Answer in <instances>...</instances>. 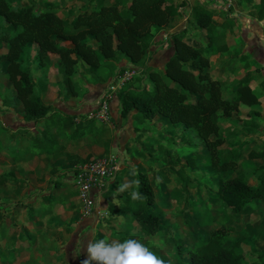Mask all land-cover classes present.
Masks as SVG:
<instances>
[{
  "label": "trees",
  "instance_id": "16d2710c",
  "mask_svg": "<svg viewBox=\"0 0 264 264\" xmlns=\"http://www.w3.org/2000/svg\"><path fill=\"white\" fill-rule=\"evenodd\" d=\"M85 1L90 5L89 10L83 7L69 22L55 13L57 4L35 9L32 5L15 7L9 0H0V40L6 43V51L0 53V62L5 63V76L21 107L23 120L36 122L46 117L50 110V105L43 104L35 95L32 75L22 64L23 48L29 43L37 47V64L48 66L49 55L55 56L51 62L58 71L57 81L64 90V97L79 95L73 83L78 64L83 74L100 84L111 75L116 78L127 66L134 69L140 65L138 74L115 90L119 118L126 120L129 117L136 125H141L159 116L171 125L181 124L184 129L193 130L202 142L212 169L223 171L235 167L238 151L229 149L222 154L220 149L225 139L220 133L219 117H229L239 105H258L259 101L250 87L253 76L248 72L231 89L229 97L222 96L220 81L210 76L209 57L214 51L221 56L229 50L227 45L219 42L217 24L211 18L212 9L204 2L195 1L189 10L187 23L204 31V46L186 42V27L168 33L165 39L159 37L170 20L180 16L178 7L186 5L184 0L177 3L174 0H113L108 4L105 0ZM255 2V18L261 21L264 19V0ZM88 36L95 40V45L89 42ZM162 39L168 48L162 67H146L145 55L153 52L152 45ZM65 40L70 42L69 46L63 44ZM260 86L264 87V81ZM60 93L59 89L58 95ZM189 95L194 99L188 100ZM250 113L257 115L259 112L253 110ZM73 119V115L67 114L60 117L61 130L73 129L70 136L86 125L94 127L93 119L84 120L83 124L74 123ZM243 124L244 133H255L259 128L254 118L245 119ZM93 130L92 133L96 131ZM133 130L137 131L135 127ZM108 143L109 140L103 143L104 154L108 152ZM194 156L186 159L184 164L192 165L202 154L195 153ZM246 158L262 159L263 164L255 169V185L248 184V177L242 174L220 179L216 184L217 200L232 211V215H238L254 199L264 205V149H251ZM175 172L178 183L189 184L190 178L184 175L182 168ZM7 180L11 183L19 181L12 175L0 176V184ZM136 184L138 192L122 190L118 204L108 201L106 210L135 221L143 235H154L159 231L160 219L159 213L152 209L154 192L145 172H137ZM228 230L215 228L203 243L187 247L188 264H254L245 263L241 255L234 252V245H238L240 239L232 244L222 243ZM182 245L177 241L174 244L179 260ZM157 264L169 263L167 259H159Z\"/></svg>",
  "mask_w": 264,
  "mask_h": 264
},
{
  "label": "rangeland",
  "instance_id": "374dc122",
  "mask_svg": "<svg viewBox=\"0 0 264 264\" xmlns=\"http://www.w3.org/2000/svg\"><path fill=\"white\" fill-rule=\"evenodd\" d=\"M9 1L15 7L32 5L35 9L37 7L44 9L51 4H57V7L54 9L55 13L69 22L73 19L74 14L81 11L83 7L87 8V10L90 8V5L85 0ZM174 1L176 3L179 2V0ZM184 1L187 4L178 7L181 16L176 15L172 19H180L177 29L186 27L187 31L184 37L186 42L193 45L202 44L205 46L204 31L187 23L190 8L195 1H200L206 3L207 7L212 9L211 18L217 24L216 30L219 33V42L228 46L229 50L221 55V57L215 51L213 56L209 57L208 71L211 77L217 78L220 81L222 96L229 97L232 94L231 89L245 72L253 76L250 81V87L259 101L258 105H239L238 108L231 112L229 117H219L220 133L225 139L220 147L221 152L222 154H226L229 149L238 151V164L223 171H215L206 160V148L193 130L189 128L184 129L181 124L171 125L166 119L159 116L145 121L141 125H136L130 119L132 121V128L127 124L129 122L128 117L126 123V120L122 119V128L118 127L115 120L118 118V102H116L117 114H113L115 119L111 118L110 103L112 100L116 101L114 100L115 92H112L122 86L121 79H118L116 84L112 85L118 76L114 79L111 75L102 87V84L96 83L89 76L83 74L78 64L76 65V72L73 75V83L79 94L78 96L84 98L86 93L90 94L86 101L87 109L81 115H76L73 121L75 123L80 121V119H83V121L93 119L108 130L107 136L113 142H119L120 138L118 135L125 132L124 137L130 141L124 147H122L123 145L120 142L114 147L111 146L112 148L110 149L108 147V152L106 153L113 154L118 161L119 169L114 179H118L122 171L126 169L124 174H128L127 180L134 182L135 179L136 184L137 172L143 171L146 173L147 180L152 185L155 195L152 209L154 212L159 213V231L154 235L145 236L139 231L138 225L134 221L132 222L131 231H127L119 238L118 231L111 233V230H108L106 218L103 217L95 227L89 226L90 232L92 230L94 232L89 234L91 238L89 237L88 239L93 244L90 256H84L82 253L73 257L70 245L72 242L63 240L59 246L57 243L50 241L49 238L45 239L46 237H43L35 241L30 253L21 250L19 258L15 260L14 264H157L159 259H167L169 264H188L187 247L200 245L207 239L209 232L218 227L229 229L228 236L226 235L221 240L223 244H232L240 239L238 245H234V252L241 255L245 263L264 264V205L258 199L249 202L248 207L249 205L251 207L255 203L256 205L247 211L240 212L241 215L240 213L238 214L240 217L239 221H241V224H239L236 222L239 218L238 215H232V211L217 200L216 192L218 180L238 174L250 178V185H254L255 169L263 164L260 158L248 160L246 153L251 149H264V87L260 86V82L264 81V19L258 21L255 18L257 8L255 0H251V3L253 2L254 4L249 10H246V5L240 8V13L234 12L230 8V15H226L225 17H223L220 11V14H218L217 9L213 8L216 7L214 5L231 7L234 0H223L221 3L213 5L204 0ZM235 1L241 4L240 0ZM232 28H234L233 31ZM164 29L167 28L165 27ZM163 37L165 39V35ZM88 40L91 44H96L95 40L90 36H88ZM155 43L153 45H157ZM161 46L166 47L165 40H162ZM0 47H3L6 51V43L4 41L0 40ZM162 47H159V49ZM207 50L208 48H206ZM36 51V45L29 43L23 48L22 53V64L29 69L34 80L38 78V75L41 76L38 73L40 69L35 67L37 63H35ZM49 58L50 64L47 71L52 73L55 70L57 75H59L54 62L53 64L51 62L55 59V56L49 55ZM4 65L5 63L0 62V66H3L2 70L0 69V99H3L6 95L5 103L17 104L14 91L6 79ZM140 68V65L134 67L133 75L138 74L137 70H140ZM130 69L128 66L125 68V70ZM42 75L44 76V73ZM2 78L5 79L3 84L1 83ZM52 85L56 88V96L65 99L71 98L70 101L73 102L75 100L76 104L80 101L79 97H64V90L61 88L60 82L56 81ZM95 85L98 86L97 89H95ZM59 89L62 91L60 95H58ZM98 90L100 91L97 93ZM38 93V89H35V95H39ZM103 94H107L105 97H108L104 99ZM193 99L194 96H188V100L191 101ZM98 107L103 108V111L106 112V119L99 120ZM253 110L259 113L253 115L250 113ZM250 118L255 119L259 128L255 133H244L241 127L244 125V120ZM134 127L137 131L133 130ZM0 138L2 142H5L7 138L6 131L0 130ZM119 147H122L123 150L119 149ZM195 153L202 154V157L195 158L192 165L186 166L184 164L185 160L195 157ZM106 154H102L101 156ZM177 168H182L184 175L190 178L188 185H181L176 180L178 175L175 169ZM73 174L74 172L70 177H66L67 179L69 178L67 181L70 182L72 189L75 188ZM113 180L103 187L101 192L104 193L102 195L107 193L105 189H108V185ZM114 191L118 192L116 189ZM121 191L122 189L119 190V192ZM113 194L112 201L118 204V196H115L114 192ZM11 197L13 196L9 195V197L0 198V219L14 214L13 218L18 222V225L23 223V227L31 228V224L26 220V216L21 215V209L17 206L19 204L18 200L15 201V198ZM31 197L26 198L25 202L30 201ZM97 197V195L94 197V206H98V210L94 208L89 216L96 215L97 211L102 213L103 209H100L101 204H99L100 199ZM77 203L79 205L77 212L81 216L79 201ZM246 220L249 221V226L244 227L245 229L243 230L245 231L241 228L238 229V226H243L242 222ZM47 221H43L45 225H47ZM6 222L5 226L8 227L9 231L7 234L9 237L16 235V233L20 234V231H23L21 226L19 229H12L10 220H6ZM114 226L118 227L121 224L116 222ZM115 227L114 229H116ZM3 229L5 230L4 226ZM45 235L47 234L45 233ZM85 241L80 240L79 242L81 244ZM176 241L179 244H183L181 260L176 257L177 252H174ZM3 246V241L0 240V248ZM19 246L20 244L17 247ZM140 247L142 248L141 251H139ZM0 253L2 252L0 251ZM258 253L261 254L258 255ZM12 256L14 254L6 253L1 260H5L7 257L11 259Z\"/></svg>",
  "mask_w": 264,
  "mask_h": 264
},
{
  "label": "crops",
  "instance_id": "0c3cea01",
  "mask_svg": "<svg viewBox=\"0 0 264 264\" xmlns=\"http://www.w3.org/2000/svg\"><path fill=\"white\" fill-rule=\"evenodd\" d=\"M112 1L113 0H105V3L108 4ZM240 1L241 4H238L237 1L234 0L231 7L214 5L216 7L213 8L217 9L216 11H218V14L222 13L223 17H225L226 15H230L228 8H232L234 12L240 13V8H242V6L246 5V10H249L254 4L253 2L251 3V0H249V2H247L248 0ZM213 4L218 3H212L210 5ZM175 20L177 19L174 18L170 20L169 24L166 26L167 29L162 30L159 33V37H163V35H167L177 29L180 19L177 21ZM233 29L234 28H232V31ZM62 42L66 46L70 45V42L67 40ZM161 43L162 41H156L155 44L157 45H152L151 49L153 52H148L149 56H146L147 67H162L165 59L164 54L168 48L162 47ZM159 47L162 48L159 49ZM4 51L5 49L0 47V53ZM212 56L213 55L210 57ZM48 66H41L36 63L35 67L40 69L38 73L41 74V76L38 75V78L35 80L32 76L35 89L39 91L38 96L41 102L50 105V110L46 114V117L33 123L25 121L21 116V107L18 104L5 103L6 95L3 99H0V130L6 131L7 135L5 142H2L0 138V176L12 175L14 178L19 179L17 183H11L10 180H7L4 181L3 184H0V198H6L11 195L13 196L11 198H15V201L18 200L19 204L17 206L21 209V215H25L26 220L31 224V228L23 227V223L18 225V222L13 218L14 214L0 219V240H2L4 244V246L0 248L2 252L0 253V264H14L15 260L19 258L21 250L30 253L34 247L35 241L43 237H46L45 239L49 238L50 241L57 243L59 246L63 240H67V242L70 241V243L72 242L70 245L71 255L73 257L82 253L84 256H90L92 254L91 248L93 244L89 242L88 239L90 237L89 234L94 233L93 230L90 232V225L95 227L104 217L106 218L105 221L109 228L108 230H111V233L118 231L117 234L120 236L119 238H121L122 234L131 231V226H133L132 222H134L126 220L120 214H115L116 212L108 213L106 210L108 201L117 205V203L112 201L114 197L113 192L116 194L115 196H118L120 193L119 190L121 189L133 193H136V190H138L135 179L134 182L127 180L128 174H124L126 169L122 171L118 179H114L113 182L108 185V189H105L107 190L106 194L102 195L104 192H101L97 195V198L100 199V209H103L102 213L97 211L98 206H95L98 212L95 213L96 215L87 217L78 215L77 210H79V205L77 203V193L75 188L72 189L70 182L67 181L69 178L67 179L66 177H70L80 164L104 154L103 143L108 139L110 142V144L108 143L109 149L119 142L123 145L122 147H124L130 140L124 137V132L118 135L120 138L119 142L110 141V137L107 136L108 130L105 129L102 124L96 123L95 121L93 123L94 127L86 125L83 129L80 128L79 130H75L80 133L74 131L75 133L73 136L68 135L73 131L72 128H66V130L65 128L62 129L65 130L62 133L60 117L65 114L75 117L76 115L84 113L85 109H87L86 101L90 93H86L84 98L76 96L80 98L77 104L75 100H73V102L70 101L71 98L65 99L56 96V88L52 83H56L58 75L55 70L49 73V71H47ZM2 68L3 66H0L1 70ZM42 73H44V76ZM4 81L5 79L2 78L1 83L3 84ZM103 85L105 84H102V87ZM94 87L95 89L98 88L97 85ZM99 91L100 90H98L97 93ZM114 100H116V96H114ZM116 102L117 100H112L110 103V109L112 111L111 118L113 119H115L114 115L117 114ZM82 120L83 119H80V121L75 123H85ZM115 120L117 121L116 125L122 128V120L119 116ZM127 121L128 119H126L125 123ZM131 122L129 118L127 124L130 127L132 126ZM93 129L96 131L92 133ZM122 147H119V149L123 150ZM249 181L250 178L247 180L248 184H250ZM254 181L256 184L255 179ZM115 189L118 190V192H115ZM29 197L32 199L25 202L26 198ZM255 205L256 203L251 207ZM251 207L250 205L248 207L247 204L242 211H247L251 209ZM6 220L11 221L12 229H19L21 226L23 231H20V234L16 233V235L9 237L7 234L9 231L8 227L5 226L7 223ZM44 220H48L46 223L47 225L43 222ZM239 220L240 217L236 222L241 224ZM116 222L121 224V226L115 227L114 224ZM242 223L243 226L239 225L238 229L241 228L243 230L245 229L244 227L249 226L248 220ZM114 227L117 230L114 229ZM45 233L47 235H45ZM20 238L22 239L20 240ZM80 240L86 241L80 244ZM19 244L20 246L17 247ZM141 250L142 248L140 247L139 251ZM6 253L14 254V256H12L11 259L7 257L5 260H1Z\"/></svg>",
  "mask_w": 264,
  "mask_h": 264
},
{
  "label": "built area",
  "instance_id": "2783aa9c",
  "mask_svg": "<svg viewBox=\"0 0 264 264\" xmlns=\"http://www.w3.org/2000/svg\"><path fill=\"white\" fill-rule=\"evenodd\" d=\"M204 1H208L210 3H221L223 0ZM133 74V69L124 70L121 74L118 75L117 79L114 78L116 80L112 83V85H115L118 79H121V85H123L126 80H129L131 78ZM114 92L115 91H113L112 93ZM106 95L107 94H103V98ZM107 97H105L104 99H106ZM97 113L99 114V120H104L107 118V114L105 111H103V108H99ZM118 169V161L116 160V157L113 156V154H106L98 158L85 161L75 169L73 174V182L77 191V198L80 204V215L82 217H87L93 212L95 208V195L101 193L103 187L114 179Z\"/></svg>",
  "mask_w": 264,
  "mask_h": 264
}]
</instances>
